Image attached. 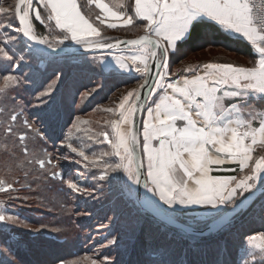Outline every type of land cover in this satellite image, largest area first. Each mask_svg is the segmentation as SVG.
I'll use <instances>...</instances> for the list:
<instances>
[{"label": "snow or ice", "instance_id": "snow-or-ice-1", "mask_svg": "<svg viewBox=\"0 0 264 264\" xmlns=\"http://www.w3.org/2000/svg\"><path fill=\"white\" fill-rule=\"evenodd\" d=\"M91 2L105 17L121 21V26L134 24L133 15L113 10L103 0ZM117 7H124L123 0H119ZM41 8L47 10L46 20L54 22L53 27L62 33L55 38V44L48 36L38 35L32 22L34 18L45 24ZM0 13L14 15L17 20L16 24L0 23L5 34L0 42V59L6 62L0 65V71L6 73L0 77V102L5 108L11 90L21 83L11 72L24 62V56L17 54V43L25 44L29 52L37 55H51L47 49L54 50L65 45V41H74L87 49H113L125 43L133 46L134 54L116 57L115 64L128 72L134 66L143 82L123 96L118 109H107L118 116L107 122L113 138L103 131L98 134L102 139L96 142L107 143L111 150L87 154L81 147L67 145L88 162L85 168L91 165L102 169L100 180H116L130 192L133 186H142L171 209L205 205L216 210L217 215L229 206L238 207L237 200L243 193H251L257 184L264 188V154L254 156L258 148L264 149V3L258 6L255 0H134V16L146 21L142 25L144 35L115 44L88 39L101 37V30L85 17L77 0H17L11 13L2 6ZM96 20L105 23L99 15ZM205 22L246 38L253 47V65L205 63L183 69L191 76L170 79V53H176L194 28ZM27 41L46 47H35ZM69 47L65 45L59 51L65 52ZM112 70L111 63L102 62V72ZM51 91L49 85L41 96ZM18 115L9 113V118L16 121ZM73 127L79 130L78 124ZM4 131L14 134L11 124L5 125ZM32 131L38 137L43 135L40 129ZM24 139L20 137L21 141ZM22 151L29 152L26 144ZM35 162L40 168L52 165L48 157L36 158ZM226 163L236 164L241 175L210 174ZM113 173L117 175L112 176ZM56 175L53 171L52 176ZM68 187L81 191L79 184L71 180ZM9 190H13V183L0 180V191ZM8 221L23 223L18 216L0 214V222ZM247 245L242 264H264V231L249 235ZM90 264L97 262L90 260Z\"/></svg>", "mask_w": 264, "mask_h": 264}, {"label": "rangeland", "instance_id": "rangeland-1", "mask_svg": "<svg viewBox=\"0 0 264 264\" xmlns=\"http://www.w3.org/2000/svg\"><path fill=\"white\" fill-rule=\"evenodd\" d=\"M78 1L83 14L101 30V37L88 39L131 37L132 26H105L96 20L98 14L91 0ZM114 1L118 5L119 0ZM16 2L0 0V6L9 8L11 13ZM121 11H127V7L124 5ZM0 23L16 24L17 20L14 15L0 13ZM49 31L55 30L52 28L46 33L55 44V38L62 33L55 31L50 37ZM4 39V30L0 28V42ZM66 44L76 43L65 41ZM131 49L133 47L128 50ZM16 51L24 56V62L11 72L19 77L21 83L11 90L7 108L0 102V180L13 183V190L0 191V214L18 216L23 223L0 222V264H90V260L97 264H131L130 256L135 248L137 253L141 252L138 243L139 239L144 241V236L147 239L151 237V240L144 241L146 252L139 256L143 264H186L185 258L207 259L213 255L220 259L218 264H242L246 258L245 249L249 247L247 237L264 231V197L249 213L213 240H199L153 219L138 202L137 186H133L130 192L127 186L116 180H100L102 169L91 165L85 168L84 164L88 162L67 147L71 143L74 147L83 148L87 154L111 150L107 143L96 142L102 139L98 134L103 131L109 133L110 139L113 138L107 122L118 119V116L107 109H118L123 96L132 89H138L143 78L136 72L135 75H122L116 65L104 74H120L118 79L104 80V76H100L104 75L103 72L95 74L93 71L99 73L98 66L101 67L104 61L115 62L116 57H128L132 53L125 55L127 50H121L57 61L29 52L23 43H17ZM186 52L188 49L185 48L170 54L172 77L183 74L180 71L188 66L225 60L237 61V64L253 61V58L247 60L237 55V51L218 46L209 45L197 52ZM185 53L186 56H182ZM5 63L0 59V65ZM88 65L93 68L91 71ZM5 74L0 71V77ZM46 78L48 82L43 84ZM119 81L123 86L110 93L109 90ZM127 81L130 83L124 85ZM49 85L51 93L41 96ZM9 113H19L18 119L11 121ZM8 124L14 128V134L4 131ZM74 124H78L79 130L73 127ZM33 128L40 129L43 135L36 136ZM48 135H54V142ZM21 136L25 137L23 141ZM25 144L28 153L22 151ZM45 157L52 159V165L40 168L36 158ZM53 171L56 176H52ZM26 172L28 176L25 178ZM236 175L241 174L238 171ZM69 180L78 183L81 191L70 189ZM246 194L243 193L237 202ZM147 195L164 212L192 227L204 228L219 216L216 211L192 209L198 207L171 209L152 193L147 192ZM227 209H222L221 214ZM152 223L160 225L152 230ZM161 235H166V238ZM204 245L213 251L206 252Z\"/></svg>", "mask_w": 264, "mask_h": 264}, {"label": "trees", "instance_id": "trees-1", "mask_svg": "<svg viewBox=\"0 0 264 264\" xmlns=\"http://www.w3.org/2000/svg\"><path fill=\"white\" fill-rule=\"evenodd\" d=\"M110 1L116 4V1H114V0H110ZM41 13H42V18H45L46 19V16H47L48 13L44 12V9L43 8H41ZM133 18H134V24L131 25L132 26L131 27L132 32L130 33V36L131 37L139 36V35H141V34L144 33V29L142 28V25L144 23L142 21H140L139 19H137L135 16H133ZM33 24L35 25L36 32H37L38 35H40V34L46 35V33L48 32V30H51L52 28H53V30L56 31V33H58V34L61 33L60 29L53 27L54 22H48L47 21V23L45 22L44 25H41L39 21H37V20H35L33 18ZM54 32L53 31L52 32L49 31V33H51L50 34L51 35L50 37H53V35H54L53 33ZM120 38H122V37H120ZM49 39H52V38H49ZM116 39H119V38H110V39H107V40H116ZM225 40H230L233 44L232 45H227L224 42ZM239 42L240 41L237 40L236 38L229 37L225 32H223L222 28L219 25H216L213 22H205V23L200 24V25H198V26H196L194 28V30L191 33L190 38L187 40V42H185L183 44H180L179 50L177 52H179L180 50L185 49V48L188 49V52H197V51H199L201 49L206 48V46H209V45L210 46H218V47L228 48V49H231V50H234V51L239 52L238 50H240V48H241V47H239V46H241ZM188 52H186V53H188ZM186 53L185 54H182V56H184V55L186 56ZM82 56H85V55H82ZM70 57H81V56L47 57V58H51L50 60L61 61V59L70 58ZM176 63H179L180 64L181 61H176ZM88 68H89L90 71L93 69V68L91 69V66L90 65H88ZM98 71H99V73L98 72H95V71H93V72L95 74H100V72H102L100 66H98ZM180 73H184L183 70H181ZM103 74H104V72H103ZM106 74H109V75H106ZM106 74L100 75V76L101 77L104 76V80H107L108 78H110L111 80H114V79H118L119 76H120V74H116V73H106ZM106 76H109V77H106ZM47 79L48 78L44 79L42 81V83L43 84L45 82L47 83L48 82ZM127 83L129 84L130 82L127 81L124 85H128ZM121 85L123 86V82H121V81L117 82L116 85H115V87L114 88H111L109 90V92L110 93L115 92L119 87H122ZM47 131L50 132L51 130H47ZM48 136L50 137L51 141L54 142V140L52 139L54 135H48ZM262 197H264V195L260 196V198L255 202V204ZM253 206L251 207V209L253 208ZM251 209L249 211H251ZM249 211L247 213H249ZM247 213L243 214L237 220L243 218ZM147 214L150 215V216H152L149 212H147ZM152 218L155 219V220H157V221H159L158 219L154 218L153 216H152ZM159 222H161V221H159ZM157 224L160 225V223H157ZM161 224L166 225L169 228H172L173 230L182 232V231H180V230H178V229H176L174 227H171V226H169V225H167V224H165L163 222H161ZM152 225H153L152 230H154V229H156V228L159 227V225H155V223L154 224L152 223ZM145 228L146 229H150L151 227H145ZM219 234H221V231L219 233H217V234H213V235H210V236H207V237H198V236L189 235V234H187V236H192L194 238H199V240H205V239H212L213 240V238L217 237ZM161 237L166 238V235H161ZM148 240H151V237L147 239V236H144V241L147 242ZM144 241H142V239H139L138 248L140 249L141 252L140 253H137L136 248L134 249V251L132 252V254L130 256V263L131 264H143L142 263L143 261H142V259L139 258V256L142 257L145 254V252H146V248H145L146 247V245H145L146 242H144ZM204 249L206 250V252L213 251L212 249H209V248L207 249V246H205V245H204ZM216 253H218V252H216ZM22 255H25L26 257H30L31 256V254H29V255L22 254ZM194 255H196V254H194ZM219 260L220 259H218V256L217 255H213L211 257H208L207 259H204L203 257L201 259L198 258V257L189 258V259L185 258L186 264H187V262H191V264H198V263L199 264H218ZM153 261H155V259H153ZM144 262H146V259L144 260ZM225 262H227V261H225ZM33 264H38V263H33Z\"/></svg>", "mask_w": 264, "mask_h": 264}, {"label": "water", "instance_id": "water-1", "mask_svg": "<svg viewBox=\"0 0 264 264\" xmlns=\"http://www.w3.org/2000/svg\"><path fill=\"white\" fill-rule=\"evenodd\" d=\"M144 35L141 34L139 36L134 37H123L116 40H103L104 42L113 43L115 44L117 41H128L131 39H137L140 36ZM29 44H33L35 47L39 48H45L46 46L42 45H35V42L27 41ZM65 45L57 46L54 50L53 49H47L48 53H51V55H45L41 54L43 57H68V56H82V55H94V54H100V53H109V52H115V51H121V50H128L132 48L133 46L128 44H120L119 47L113 48V49H87L83 47L82 45L78 44H70V47L66 49L65 52H60L59 49L63 48ZM156 75V72H152V76L154 77ZM264 195V188L261 186L257 187L255 190H253L251 193H248L245 197L247 199L242 198L237 204L238 207H231L230 209L226 210L213 220H211L206 227L204 228H196L192 227L191 225H188L186 223H183L177 219H175L173 216L167 214L164 212L161 208H159L151 199V203L148 202V195L146 190L139 186L137 187V197L138 202L140 206L149 212L154 218L158 219L159 221L174 227L186 234L189 235H195L198 237H207L213 234H217L220 231H223L227 228H229L231 225L235 223V221L241 217L243 214L247 213L251 207L255 204V202L260 198V196Z\"/></svg>", "mask_w": 264, "mask_h": 264}, {"label": "crops", "instance_id": "crops-1", "mask_svg": "<svg viewBox=\"0 0 264 264\" xmlns=\"http://www.w3.org/2000/svg\"><path fill=\"white\" fill-rule=\"evenodd\" d=\"M77 3L80 5L79 1L77 0ZM92 4V6L95 8V10L97 11V14L99 16H101L102 19L105 20V23L104 25L107 26L108 24L110 23H116L118 26H121L122 22L121 21H118V20H115L114 18L112 17H105L104 13L101 11V9L96 6L94 3L90 2ZM103 3H106L108 4L110 7L113 8V10H119L121 11L122 9L118 8L117 5L113 2H111L110 0H103ZM123 3L124 5L127 7V10L129 12V15H133L134 16V0H123ZM80 10H81V6H80ZM81 12L83 13V11L81 10ZM85 15V14H84ZM85 17L87 18V16L85 15ZM138 19V18H137ZM142 21V20H140ZM144 24L146 23V21H142ZM107 24V25H106ZM117 26V27H118ZM221 27V26H220ZM222 28V27H221ZM223 32H225L229 37H232V38H236L237 40H239L240 42V45L239 47L240 50H238L239 52L236 54L237 55H240L242 58L244 57L245 59H250V58H253V47L251 46L250 42L246 40V38L242 37L241 35L239 34H236V33H232V32H228L226 31L225 29H223ZM89 38V37H88ZM227 45H232L233 43L230 41V40H225L224 41ZM245 49V50H244ZM246 51V52H245ZM132 55L134 54V49H131V50H127L126 53H124L125 55H129L131 54ZM171 54V53H170ZM108 62V61H107ZM243 63L242 64H237V61H229V60H225V61H216V62H211V63H231V64H234V65H237V66H243V67H251L253 65V61H242ZM112 64L113 68L114 66L116 65L114 61L112 62H109ZM117 66V65H116ZM119 69V68H118ZM119 72L123 73L122 75H128V74H132V75H135L134 73L136 72L134 70V66H133V71L131 72H128V71H124V70H118ZM137 73V72H136ZM181 75H185V76H191L192 74L191 73H186L184 72L183 74H180L179 76ZM138 76V75H137ZM178 77V76H177ZM177 77H170V79L172 80H175ZM257 107L259 108L260 105H257ZM261 154H264V149H257V151L254 153V156H258V155H261ZM214 168H216L217 166H213ZM223 169H237V171H225ZM238 172V167L236 164H233V163H226L225 165L221 166V170H215L213 171L212 173H210L211 175L213 176H225V175H236V173ZM192 207H198V208H192L194 210H200V209H206V210H203V211H206V212H213V211H216V210H213L210 208V206H205V205H194Z\"/></svg>", "mask_w": 264, "mask_h": 264}, {"label": "built area", "instance_id": "built-area-1", "mask_svg": "<svg viewBox=\"0 0 264 264\" xmlns=\"http://www.w3.org/2000/svg\"><path fill=\"white\" fill-rule=\"evenodd\" d=\"M255 3H256L258 6H260L262 3H264V0H255ZM125 13L129 15L128 10L125 11Z\"/></svg>", "mask_w": 264, "mask_h": 264}]
</instances>
